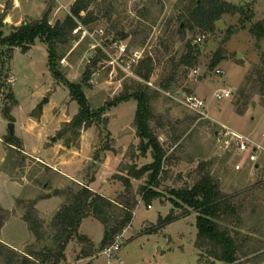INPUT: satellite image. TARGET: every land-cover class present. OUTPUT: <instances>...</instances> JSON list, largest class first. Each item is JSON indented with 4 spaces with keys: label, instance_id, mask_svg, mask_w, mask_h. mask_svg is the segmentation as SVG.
I'll return each mask as SVG.
<instances>
[{
    "label": "rangeland",
    "instance_id": "rangeland-1",
    "mask_svg": "<svg viewBox=\"0 0 264 264\" xmlns=\"http://www.w3.org/2000/svg\"><path fill=\"white\" fill-rule=\"evenodd\" d=\"M45 1L52 25L63 21L73 6L70 7L72 0ZM222 1L242 7L247 15L225 14L213 24V30H204L197 26L189 28L181 16L186 14L190 0H98L90 8L96 20L82 24L86 33L83 36L73 33L72 43L60 48L65 54L60 69L70 82H82L86 72L92 73L85 89L92 109L107 107L134 82L148 87L155 114L151 126L167 153L157 189L161 198L152 201V208L140 196L148 175L140 180L131 179L139 205L132 225L120 236L124 240L118 254L120 260L113 264H209L196 248L197 213L187 207L174 209L171 195L173 190L192 188L203 176L202 172L211 175L225 195L237 196L235 205L240 208L242 205L243 209L239 211L241 224L235 228L252 240L251 248L264 249V152L259 150L256 153L259 158L254 162L248 156L250 153L240 154L235 147L225 148L239 139L236 133L264 147V39L258 40L251 33L257 23H264V0ZM6 5L12 9L11 2ZM252 13L253 17L247 20ZM45 15L41 6L32 10L36 19ZM7 18L8 15L4 31L9 35L16 26ZM180 27L183 32L179 34ZM120 32H125L128 38L121 40ZM201 37L205 38L198 42ZM122 45L127 47L123 56ZM220 51L225 59L214 68L213 60ZM190 52L196 59L192 65L185 59ZM148 57L154 59L155 69L150 81L145 82L136 76V69ZM2 60L6 65L5 69L0 66V207L7 210L16 206V210L0 237L14 249L39 251L54 246L51 224L66 197H52L37 209L50 237L43 243H38L30 231L23 218L27 210L25 206L19 207L17 200L31 201L72 187L73 181L62 171L89 185L94 192L117 199L124 192L120 178L128 176L126 166L136 163L141 168L151 164L153 158L151 151L146 157H138L140 139L134 133L136 100L109 107L104 115L106 123L102 121L83 131L80 141L66 148L58 133L79 113L80 105L72 99L69 88L50 71L48 45L38 41L27 53L16 48L11 60L7 55ZM217 70L223 74L218 75ZM223 89L232 90L233 97L217 100L215 93ZM10 93L14 99L8 97ZM187 96L205 100L213 121L226 124L229 131H223L222 126L211 119H202L188 108ZM6 106L10 107V116H5ZM11 123L25 152L39 158H30L24 167L17 169L9 164L5 170L9 154L5 140L10 136ZM222 131L226 133L224 139ZM108 145L110 150L104 151ZM134 154L137 158L132 161ZM12 162L20 165L21 155L15 154ZM255 164L260 170L256 177L252 175ZM173 209L180 219L151 233ZM186 210L190 215L182 218ZM104 232V226L94 218L84 220L80 227V234L96 243ZM69 246L68 258L78 261L83 246L77 240ZM93 258L82 264L107 263L99 247L94 248ZM262 260V263L258 259H243V262L264 264V257Z\"/></svg>",
    "mask_w": 264,
    "mask_h": 264
},
{
    "label": "trees",
    "instance_id": "trees-1",
    "mask_svg": "<svg viewBox=\"0 0 264 264\" xmlns=\"http://www.w3.org/2000/svg\"><path fill=\"white\" fill-rule=\"evenodd\" d=\"M98 0H76L71 7L70 14L63 20L52 25L49 19V13L41 20L26 21L19 27L6 35L5 19L8 10L0 14V66L5 69L4 56L11 60L12 54L16 48H20L23 53L31 50L36 42L46 43L49 47V68L53 76L65 84L71 93L73 100L78 101L80 105L79 113L67 122L64 128L58 133V138L64 140L66 148L74 147L81 139V134L92 128L100 122H107L104 115L109 107H113L122 102L136 100L138 102V111L135 118L136 135L140 139L138 149L139 158L146 157L151 151L153 162L141 168L136 163L128 164L125 171L127 177H121L120 181L124 185V192L119 194L117 199H109L103 195L94 192L89 185H81L73 182L72 187L65 190H56L53 194L41 196L35 200L25 201L17 200L19 207H24L27 211L24 215V221L28 224L30 231L34 234L38 243H43L47 239V233L44 228V221L38 216L37 204L39 201L51 199L52 197H66V202L57 212L51 228L53 235L51 240L53 247H45L39 251L27 249L26 251L16 250L1 240L0 237V264H63L66 262V250L68 245L77 240L83 246L81 257L87 258L94 255V243L91 239L80 234L82 222L88 218L98 220L104 226V238L100 244L99 250L102 252L105 248L112 246L116 239L128 229L133 222L134 213L139 205V199L133 194V184L131 179L140 180L148 175L147 185L141 187L140 196L148 205L154 199H160L161 193L157 190L159 187V178L164 172V165L167 161V153L159 140V136L152 128L155 120V114L151 107L153 96L150 89L143 86L140 82H134L133 85L125 87L122 94L114 101L107 104L100 110L92 109L86 96L85 89L90 83L92 73L86 72L82 82H70L60 69V63L65 54L61 53L60 48L69 46L73 39V33L79 24L89 25L96 19L90 13L91 6ZM186 14H181L186 20V26L193 29L195 26L204 30H213V24L225 14L247 15L242 7L224 2L222 0H190L187 4ZM253 17V13L246 17L247 20ZM183 32L182 27L179 34ZM251 33L258 40L264 39V23H257ZM149 36V34H148ZM119 38L125 40L128 35L125 32L119 33ZM168 48V45L167 47ZM168 50V49H166ZM192 65L196 60L190 52L185 58ZM225 59L220 51L215 55L212 67H217ZM155 69V62L152 57L142 60L136 69V76L145 82H149ZM3 72V71H2ZM2 73L0 72V81ZM172 80H170V84ZM167 85L168 86H170ZM7 85H3L6 89ZM8 91H11L9 88ZM14 99L13 93L8 96ZM5 116H10V107L6 106ZM13 122V120L11 119ZM9 154L5 162L4 169L11 164L14 169L24 167L26 160L30 159L25 154L23 142L14 136H9L5 140ZM76 143V144H75ZM107 146L104 151L110 150ZM19 153L22 157L21 164L13 163L15 154ZM97 158V157H96ZM137 154L132 155L134 161ZM201 179L190 189L172 191V202L174 209H183L187 207L197 213V240L196 248L202 251L201 257L205 256L209 264H244L243 259H258L263 262L264 249L262 246L252 247V240L244 236L242 232L235 228L236 224H241L240 213L243 209L235 205L237 196H227L221 190L211 175L202 172ZM172 214L167 218H161L159 226L151 229L150 232L164 228L167 224L180 218ZM189 210L184 211L182 218L190 215ZM14 211H7L0 207V236L6 223L12 218ZM226 223L228 225H226ZM232 226V228L229 226ZM50 238V237H48ZM252 257V258H251Z\"/></svg>",
    "mask_w": 264,
    "mask_h": 264
},
{
    "label": "built area",
    "instance_id": "built-area-1",
    "mask_svg": "<svg viewBox=\"0 0 264 264\" xmlns=\"http://www.w3.org/2000/svg\"><path fill=\"white\" fill-rule=\"evenodd\" d=\"M86 32H83V26L82 23L79 24L78 28L74 31L75 35H81L83 36ZM205 37H201L198 39V42H202ZM121 55H125L127 53V47L125 45H122L120 47ZM139 54V53H138ZM136 54L135 57L138 58L139 55ZM135 61V60H134ZM195 73H198V71H195ZM218 75H222L223 71L222 70H217ZM234 92L229 89H223V90H218L214 97L219 100H227L231 99L233 97ZM185 105L190 108L192 111H194L196 114H198L202 119H210V115L207 111V105L205 100L199 98L198 96H187L185 97ZM222 130L225 132L229 131V128L226 126H222ZM226 134V133H224ZM223 136L225 137V135ZM238 136V140H234L231 146H225V148L228 150L231 147H235L236 150H238L241 153H251L253 154L252 159H256V153L259 152V150H262L264 152V147L260 145H256L250 138L247 136L241 135L236 133ZM149 208H152L150 206ZM124 240L121 239L119 236L115 243L112 246H109L105 248L102 251V255L106 258L107 263L106 264H113L115 260H120L119 259V253L122 249Z\"/></svg>",
    "mask_w": 264,
    "mask_h": 264
},
{
    "label": "crops",
    "instance_id": "crops-1",
    "mask_svg": "<svg viewBox=\"0 0 264 264\" xmlns=\"http://www.w3.org/2000/svg\"><path fill=\"white\" fill-rule=\"evenodd\" d=\"M41 1H43V3H40V5L38 4V2H37V0H1L0 1V9H1V11L2 12H5V10H7V8H8V6L6 5V3L7 2H11L12 3V9H10V10H8V22L9 23H13V25L14 26H16V27H18V26H20L23 22H25L26 20H29V19H33V20H41V19H43V18H38V19H36V18H34V17H32V10H33V8H36V7H38V6H41V8H42V12H44V14H47L48 13V11H49V8L47 7V1H45V0H41ZM75 1L76 0H72L71 1V5H70V7L75 3ZM63 6V5H62ZM64 8H67V10H68V7L67 6H65L64 5ZM17 14H18V17H17ZM13 17L15 18V19H13ZM16 17H17V20H16ZM14 21H13V20ZM230 90V89H229ZM247 114V112L246 113H244V114H241V115H246ZM210 115V114H209ZM210 119H211V121L213 122V123H216L217 125H220V126H226V127H228V128H230L229 126H227L226 124H219V123H217V122H215V121H213V119L211 118V116H210ZM69 122V121H68ZM133 132H134V130H133ZM132 133V132H131ZM134 133H136V132H134ZM223 134H224V132L222 131V133H221V135H222V137H223V139L225 138L224 136H223ZM138 138V137H137ZM139 139V138H138ZM240 154H247V153H241V152H239ZM25 154L28 156V157H30V158H39V157H34V156H32V155H30V154H28V152H25ZM139 154H140V152H139ZM249 157H250V159L252 160V161H257V158H259V156H256V159L255 160H253L252 159V157H253V154H251L250 153V155H248ZM62 173L64 174V176L65 177H67L68 179H70L71 181H73V182H77V183H79V184H81V185H84V184H82L81 182H79V180H75V179H72V178H70V177H68L67 176V174L65 173V172H63L62 171ZM260 173V170H259V168H258V165H256L255 164V172L253 171L252 172V175L254 176V177H256L258 174ZM13 185H15V187H18V188H21L20 186H18V185H16V184H14L13 183ZM91 188V187H90ZM92 189V188H91ZM52 200V199H51ZM47 201H50L49 199L48 200H42V201H39L38 202V204H37V209L38 210H40V207L43 205V203H45V202H47ZM0 204L2 205V202H1V200H0ZM13 206V205H12ZM16 208V206H13L12 207V209H7V210H10V211H14V210H16L15 209ZM135 214V213H134ZM86 220V219H85ZM84 222V221H83ZM9 223L10 222H8V223H6V225L4 226V228H3V230H2V232H1V235H3V233H4V231H5V229H6V227L9 225ZM103 238H104V235H103ZM103 238H101L100 239V241H99V243H96L93 239H91V241L94 243V246H95V248H98V247H100V244H101V242H102V240H103ZM73 243V241L70 243V244H72ZM7 245H9L8 243H6ZM10 246V245H9ZM69 245H68V247H67V250L69 249ZM17 250V249H16ZM67 250H66V252H67ZM19 251H22V250H19ZM70 260H72V259H69L68 258V254L66 253V262H64L63 264H73V262H76V264H82V263H85V262H87V261H90V260H94V258H93V256H91V257H87V258H84V257H81L80 256V258L78 259V261H70Z\"/></svg>",
    "mask_w": 264,
    "mask_h": 264
},
{
    "label": "water",
    "instance_id": "water-1",
    "mask_svg": "<svg viewBox=\"0 0 264 264\" xmlns=\"http://www.w3.org/2000/svg\"><path fill=\"white\" fill-rule=\"evenodd\" d=\"M9 131H10V136L11 137L15 135V125L13 123L10 124ZM55 140H56V138H54V141Z\"/></svg>",
    "mask_w": 264,
    "mask_h": 264
}]
</instances>
